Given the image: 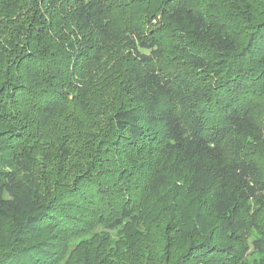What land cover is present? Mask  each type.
Masks as SVG:
<instances>
[{"label": "trees", "instance_id": "1", "mask_svg": "<svg viewBox=\"0 0 264 264\" xmlns=\"http://www.w3.org/2000/svg\"><path fill=\"white\" fill-rule=\"evenodd\" d=\"M36 1L58 9L48 11L55 32L34 22L7 36L0 27V90L18 93L34 106L27 117L42 120L93 113L113 93L103 141L110 157L138 149L135 157L150 160L162 147L139 200L151 205L170 189L172 204L182 196L204 202L194 216L163 224L154 219L168 215L169 202L137 216L125 168L115 173L119 162L109 159L103 169L101 153L90 150L76 182L44 192L36 158L17 148L19 128L1 127L0 97V264H240L249 252L264 256V0ZM145 213V232L128 222ZM122 230L111 262L95 248L90 254ZM86 235L87 247L74 244Z\"/></svg>", "mask_w": 264, "mask_h": 264}, {"label": "rangeland", "instance_id": "2", "mask_svg": "<svg viewBox=\"0 0 264 264\" xmlns=\"http://www.w3.org/2000/svg\"><path fill=\"white\" fill-rule=\"evenodd\" d=\"M5 8L6 11L3 13ZM250 8L255 9L254 4H251ZM257 8L255 10H257ZM0 11L2 12H0V27H2L3 33L7 36L27 33L26 31L29 30L30 24H34V22L38 23L39 26L44 25L47 28L46 32H55V28L49 25L51 17L48 11L57 12L58 9L51 8L45 1L0 0ZM250 14L251 11H248L247 15L249 16ZM250 18H252L251 15ZM0 92L2 93L0 96L2 103L5 105L3 115L6 118L5 121L1 123V127L4 129H7V127L19 128L18 133H20L21 139L18 141L17 148H28V151L36 158L37 165L35 167V173L39 178L44 192H50V194L53 195L55 189L76 182L80 176V171L87 167L88 164H91V161L86 157V155L90 153H88V150H90L93 153H101L103 169L113 165V163L106 165V160L116 159V161L119 162L118 168L114 166L112 169H116L115 173H117V169L125 168L126 175L131 178L128 179L127 184L134 190V198L137 197V200H139L141 195H145V191L141 186H143L145 175H150L153 166L157 163L162 147H157L159 144L154 148L151 146L154 152L150 160L146 157V152L143 156L135 157L138 149L131 150L128 153L123 150L121 155L113 152L110 157V146L103 145V141L105 140L104 133L108 132L109 129L107 125L109 117L107 106L109 100L114 96L113 93L107 97V105L105 106L102 101H99L100 104L97 103L99 104L97 106L98 108L96 107L93 113L87 110L79 113L74 111V115L68 116L66 114L61 118L56 116L50 120H42V118L38 116H36L35 119L27 117V114L34 112V106L25 102L18 93H12V91L7 88L6 90H0ZM102 100L105 101L106 99ZM68 125L72 128V131H70L72 134H69L67 131ZM65 147L68 148L69 153L62 150ZM145 149H148V147H145ZM135 163L136 166L134 167ZM172 198L170 189H167V191L158 198H154L153 202L149 200L151 205L146 203L144 197V203H142V199H140L139 203L136 204V208L139 209L136 210V214L141 217L143 211H153V208L156 206L160 205L163 207L165 203L169 202L172 208L168 215L163 212V214L161 213L162 217H156L154 219L159 222V224H163L167 223L174 214L176 216L173 218L178 220L182 219V214L186 217L194 216L198 207L204 202V200L195 198L194 196L187 199L182 196L179 198L181 202L175 205L172 204ZM166 207L170 208V206ZM145 216L146 217L139 223L134 219L128 222H130L133 227L136 228L137 226L138 229L140 228V230L145 232L144 226L148 224L146 221L151 219L146 213ZM158 227L157 225H153V228ZM124 233L125 231L123 230L111 233L110 243L106 246H100L101 248H96V244L94 243L95 247H91L90 254L93 252V248H95V251L100 252L106 260L111 262V257L118 248V246L114 244L125 235ZM256 235H258V233L255 231L251 234L252 237L250 238H254ZM98 240L99 238H96V242ZM91 241L92 238L86 235V237L81 240L74 241V244H82V246L87 247ZM119 248L124 249L123 246ZM121 249L118 250L120 251ZM175 251L176 249L172 247V252ZM240 264H264V256L249 252L241 260Z\"/></svg>", "mask_w": 264, "mask_h": 264}]
</instances>
